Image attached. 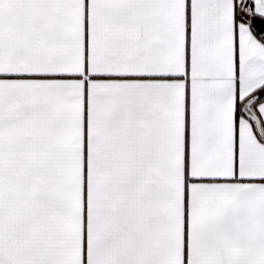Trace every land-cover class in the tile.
Segmentation results:
<instances>
[{
	"label": "snow or ice",
	"instance_id": "snow-or-ice-1",
	"mask_svg": "<svg viewBox=\"0 0 264 264\" xmlns=\"http://www.w3.org/2000/svg\"><path fill=\"white\" fill-rule=\"evenodd\" d=\"M0 264H264V0H0Z\"/></svg>",
	"mask_w": 264,
	"mask_h": 264
}]
</instances>
